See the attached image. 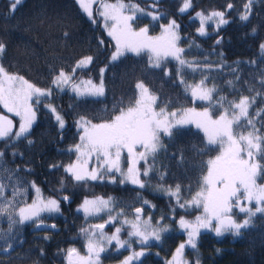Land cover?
I'll return each mask as SVG.
<instances>
[{"label":"trees","instance_id":"obj_1","mask_svg":"<svg viewBox=\"0 0 264 264\" xmlns=\"http://www.w3.org/2000/svg\"><path fill=\"white\" fill-rule=\"evenodd\" d=\"M11 2L0 0V42L6 45L0 55V64L37 87L51 88L52 94L41 98L40 105H34L36 121L29 133L15 138L13 132L10 137L0 138V152L3 153L0 183L6 186V199L0 201V206L12 201L17 210L30 203L35 196V189L31 187L35 182L42 196L52 195L60 200V212L41 216V221L57 226V230L44 231H35L33 222L14 225L10 230L7 213L0 214V250L8 249L0 252V264H66L67 249L70 246L81 248L84 234L81 229H89L95 222L87 220L76 206L84 197L97 196L110 200L109 208L99 213L102 218L131 216L137 207L152 220L164 217L162 223L169 230L161 235L158 243L150 246L158 254L146 253L133 264H165L163 259L184 235L177 230L173 217L176 220L182 215L189 216L195 210L191 206L180 209L168 189L174 190L180 185L181 199L187 201L199 189L207 161L218 148L209 146L198 129L175 127L171 137L162 134V147L155 156H150L147 164L144 161L139 164L141 179L145 182L143 189L119 182H77L63 168L75 157L72 147L79 140L75 122L81 117L100 122L118 114L114 109L127 107L137 95L135 84L143 81L150 94L157 97L156 108H164L167 112L188 107L208 108L216 117L224 110L218 103L221 97L231 112V104L247 96L248 116L240 120L239 127L234 126V131L239 134L258 129V134L264 137V51L259 47L264 43V0H251V15L247 21L239 19L247 0H191L192 8L184 14H178L181 0H159L155 10L162 15L160 20L151 21L140 15L134 22L138 26L144 24L149 33L154 34L160 24L175 18L180 25L178 31L186 64L181 66L175 60L165 59L158 69L150 67L145 53H127L110 61L111 38L99 21L92 22L75 0H22L15 10L10 8ZM132 2L152 10L146 0ZM229 2L234 5L231 10L226 8ZM214 11H224L229 23L217 27V18H213L208 21L206 35L200 36L196 31L199 22L191 16L196 12ZM86 56L93 58L91 63L77 68V62ZM101 66H105L104 96L78 97L69 91V86L80 78L97 76ZM61 69L71 75L72 80L59 90L51 81ZM165 71L169 74L165 75ZM201 80L205 81L206 88L216 89L212 101L191 96L190 87ZM47 104L63 117L64 128L59 127L53 113L45 107ZM261 148L264 149V143ZM255 159L264 168L261 155H255ZM146 168L151 170L144 177ZM258 182H264V175L259 176ZM14 188L18 192L13 199L11 191ZM64 196L69 200L64 201ZM241 217L243 214H234V218ZM108 253L112 255L111 251ZM185 254L200 264H264V214L251 217L248 228L242 229L238 236L217 237L201 232L197 248L187 249ZM117 255L111 256L112 259L118 258Z\"/></svg>","mask_w":264,"mask_h":264},{"label":"snow or ice","instance_id":"obj_2","mask_svg":"<svg viewBox=\"0 0 264 264\" xmlns=\"http://www.w3.org/2000/svg\"><path fill=\"white\" fill-rule=\"evenodd\" d=\"M77 2L89 17L93 15L90 4L94 3L95 0H89L88 3H85V0H77ZM21 3L22 0H12L10 8L15 10ZM146 3H150L152 10H146L132 0H129L128 3H125L124 0H117L116 3L100 5L103 11H100L99 15L106 22L111 21L110 24L106 23L105 25L108 29L107 35L115 41V51L111 60L116 61L126 51L137 55L142 51H147L150 53V67L160 68L161 61L168 57L174 58L181 66H184L186 61L182 58V53L185 49L178 44L181 39L178 31L180 25L175 18L169 19L166 24L161 25L162 35L159 37L148 35V27H141L138 31L133 29L132 22L138 18V13L149 17L151 21H158L162 18V15L155 10L159 0H146ZM250 5L251 0H247L243 4V11L239 15L240 20L247 21L249 19L251 15ZM190 8H192L191 0H182L178 6V14H184ZM226 8L228 10L233 9V3H227ZM195 17L200 20L196 30L200 36L206 35L205 24L213 18H217V27L229 23L225 19L224 11H214L208 15L203 12H196ZM254 31L255 29H253ZM216 43L219 44L220 41L217 40ZM100 44H103V40L100 41ZM259 47L261 51H264V43H261ZM5 48L6 45L0 42V55L4 53ZM92 59L91 56L81 59L76 67H84L91 63ZM103 72L104 69H101L99 84L89 80L87 81L88 87L84 91H81L79 84L73 86V91L78 95L104 96ZM168 74L165 71V75ZM71 80L72 76L61 69L51 83L62 88ZM204 83L205 81L201 80L199 84L191 86V96L201 101H212L213 92L216 89L203 87ZM135 90L137 95L133 96L127 107L114 109L118 114L110 115L108 119L97 123L85 117H81L77 121L81 132L80 143L74 146L75 161L64 166V172L77 182L97 181L98 179L103 181L114 172L121 173L123 177L120 180L121 184L127 181L143 189L145 182L141 179V171L137 167L140 161L147 164L148 158L155 156L162 147L161 134L171 137L174 127L194 123L196 128L205 134L209 146L219 145L222 150L214 159L207 161V174L202 178L200 191L196 192L190 201H182L180 185H176L174 190L168 189V194L176 198V204L180 209L192 205L203 210V214L196 216L194 221L186 220L183 216L176 221L173 217V222L178 223L179 228L186 232L187 240L180 243L175 249L173 258L168 264H177V258L183 256L186 247L197 248V237L201 234L202 229L213 231L217 237L225 234L240 235L241 230L250 225L251 217L257 213L264 214V185L257 183V178L264 175V168L255 159V155H261V158L264 159V149L261 148L264 137L258 134V129L249 131L246 135L234 131V126H240L241 117L248 116L249 97L244 96L238 102L232 103L231 112L228 107L224 106V98L221 97L218 103L224 110L217 118H213V114L209 112L208 108H204L200 112L195 111V109H188L173 125L172 119L177 116V113H168L164 108L157 111L155 109L157 97L150 94L149 88L143 81L135 84ZM51 92V88L45 90L37 87L24 79L23 76L11 74L0 64V105L8 113L20 118L19 129L14 133L15 138L24 137L30 132L37 115V109L34 105H40L42 103L41 98H46ZM45 107L50 108L59 127L64 128L65 120L57 113V110L49 105H45ZM248 123L251 124L252 121L248 120ZM12 135L13 120L9 119L7 115H0V138H7ZM28 142L32 143L31 140ZM138 149L143 150L138 151ZM125 153L127 157L126 173L121 169V160ZM2 155L3 153L0 152V156ZM93 159L95 160L94 165ZM90 165H93L91 170H89ZM150 170L146 168L142 175L147 177ZM115 181L116 177L111 176V182ZM5 187L3 183H0V201L6 199L4 196ZM31 187L35 189L36 193L41 192L35 182H32ZM17 192L18 189L16 188L11 191L13 199ZM63 200L68 201L69 197L64 196ZM243 201H247L248 204L254 201L255 210L253 211L250 207L243 205ZM144 203L147 204L148 202L145 201ZM108 207V200L99 197L95 199L85 198L78 211L82 210L85 216H93ZM9 208L13 209L12 212L8 211ZM234 210L238 211L234 212ZM142 211L141 207L135 208V222L131 223V231L128 232V236L139 238L141 245H146L149 237H154L155 240L159 241L161 233L167 232L169 228L161 225L160 221H157L156 225L153 226L150 222L151 218L141 225L140 214ZM58 212H60V200L55 198L44 199L41 196H37L31 203L19 207L18 211H16L12 201L0 206V214L7 213L10 230L14 225L22 226L26 222H36V227L39 229L42 226L40 220L42 214ZM239 213H246L248 218L242 222H237L233 216ZM16 216L18 219H15ZM163 219L164 217H161V220ZM114 220L115 217H110L105 223L92 225L91 229L82 228L81 231L86 233L88 238L86 245L88 255L81 256L77 249H68V264H97L100 253L105 251L103 246L105 239L108 244L114 240L119 248H124L126 244H129L128 240L122 241L120 239L121 227H115L113 235L106 237L103 230L106 224H112ZM124 223H128V221L125 220ZM51 227L55 228V225L53 224ZM44 238L48 239V237ZM11 247L9 245V249ZM41 254L43 253L41 252ZM143 255V251H136L133 255L126 257L122 264H131V261ZM183 264H188V262L184 261ZM195 264H199V261L197 260Z\"/></svg>","mask_w":264,"mask_h":264},{"label":"rangeland","instance_id":"obj_3","mask_svg":"<svg viewBox=\"0 0 264 264\" xmlns=\"http://www.w3.org/2000/svg\"><path fill=\"white\" fill-rule=\"evenodd\" d=\"M75 1L77 2V0H75ZM88 2H89V0H85V3H88ZM116 2H117V0H95L94 3H91V4H90V7H91V9H92V13H93V15H92L91 17H89V16L87 15V13L83 11V9L80 7V5H79L78 2H77V4H78V6L80 7V9H81V10L87 15V17H88L92 22L95 23V22H98V21H99L100 25L104 28V30H105V32H106V34H107L108 29H107V27H106L105 25H106V23H107V24H110L111 21H107V22H106V21L104 20V18L101 17V16L99 15V12H100V11H103V9L100 7V5L103 4V3H110V4H111V3H116ZM124 2H125V3H128V1H126V0H124ZM181 3H182V0H181ZM208 14H210V13H208ZM208 14H205V15H208ZM140 15H143V14H139V13L137 14V16H140ZM191 17L194 18V19H196V20H198V22H199V24H200V20H199L198 17H195V14H193ZM170 19H172V18H170ZM167 22H168V21H167ZM167 22H166V23H167ZM166 23H163V24H166ZM177 23H178V22H177ZM163 24H160L157 33L150 34L149 31H148V35L153 36V37H159V36H161V35H162V28H161V25H163ZM207 24H208V21H207L206 24H205L206 33H207ZM132 27H133L134 30L138 31L141 27H147V26H145L144 24L138 26V25L135 24V22H132ZM179 36H180V38H181V34H180V33H179ZM110 38H111V37H110ZM111 40H112V42H113V49H112V51H111V53H110V57H109V60H110V61H112V60H111V56H112L113 52L115 51V41H114L112 38H111ZM178 44H179L180 47L184 48V45H183V42H182L181 39L178 41ZM127 53L135 54V53H133V52H127V51L124 52V54H127ZM141 53H145V54L148 56V58H149V56H150V53H148L147 51H142ZM124 54H123V55H124ZM87 57H88V56L83 57L82 59H86ZM182 58L184 59L183 53H182ZM165 59H172V60H175L174 58H171V57H168V58H165ZM165 59H163V60H165ZM80 60H81V59H80ZM80 60H79V61H80ZM163 60H162V61H163ZM184 60H185V59H184ZM79 61H78V62H79ZM175 61H176V60H175ZM78 62H77V63H78ZM177 62H178V61H177ZM89 64H90V63H89ZM89 64H87V65L84 66V67H87ZM76 65H77V64H76ZM84 67H81V68H84ZM101 69H105V66H101V68H100L99 73H98L97 76H86V77H82V78H80L77 82L72 83V84L69 86V91H70L72 94H74L75 96H78V97H93V96H88V95H78L75 91H73V86L76 85V84H79V85H81V91H84V90L88 87V85H87V81H89V80H91V81H92L93 83H95V84H99L100 79H101ZM67 85H68V84H67ZM67 85H64L62 88H58L57 86H55V87H56V89L62 90V89H63L65 86H67ZM203 87H205V86H203ZM45 90H47V89H45ZM51 94H52V92H51ZM51 94H50L49 96H47V97H50ZM47 105H49L50 107H53L51 104H47ZM47 108H48V107H47ZM48 109L50 110V108H48ZM155 109H156L157 111H159V109H157L156 106H155ZM188 109H195V111H197V112H200V111H203V110H204V109H202V108L188 107V108L181 109V110H179V111H172V112L177 113V116L174 117V118L172 119V123H173V125L176 124V121L179 120V119H180V116H181L186 110H188ZM231 111H232V110H231ZM166 112H167V111H166ZM172 112H168V113H172ZM236 112L238 113V110H236ZM57 113H59V112L57 111ZM0 115H7V116L9 117V119H12V120H13V132L15 133L16 131H18V129H19V122H20V118H19V117L14 116V114H12V113H8L7 110L3 108L2 105H0ZM53 116L55 117L54 114H53ZM217 117H218V116L213 117V118H217ZM242 118H243V117H241V119H242ZM79 120H80V119L76 120V122H75V126H76V128L79 130V136H80V134H81V132H80V126L77 124V121H79ZM94 123H97V122H94ZM181 126H191V127L195 128V129H197L194 123H193V124H187V125H179V126H176V127H181ZM174 128H175V127H174ZM199 131L203 134V136H204V138H205V141L207 142V138H206L205 134L203 133V131H202V130H199ZM249 131H253V130H248V131H246V132H244V133H239V134H245V135H246ZM160 142H161V145H162V134H161V137H160ZM77 143H80V140H78ZM77 143H76V144H77ZM207 144H208V143H207ZM74 146H75V144H74ZM74 146L72 147L73 150H74ZM212 146H216L218 149H217L216 154H215L213 157H211L210 159H214L215 156H216V155H219L220 151L222 150V149L220 148L219 145H212ZM140 150H143V149H138V151H140ZM74 152H75V151H74ZM254 153H255V150H254ZM75 156H76V154H75ZM74 161H75V157H74V159H73L72 161L66 163L64 166H67L69 163H72V162H74ZM141 162H142V161H140V163H141ZM140 163H139V164H140ZM94 164H95V160L93 159V165H94ZM139 164L137 165V167L140 169V171H142L141 168L139 167ZM93 165H90V166H89V170H91V167H92ZM64 166H63V168H64ZM121 169H122L123 172L126 173V171H127V157H126V153L124 154V156L122 157V160H121ZM206 174H207V170H206V172H205L204 175H206ZM113 175L116 177V181H115V182H119V183H120V180H121L123 177H122L121 173H115V172L112 173V174H110V175H109L108 177H106L103 181H106V182H108V183H114V182H111V176H113ZM258 178H259V177H258ZM258 178H257V183H258V184H261V185H264V182H262V183L258 182ZM97 181H101V180L98 179ZM101 182H102V181H101ZM120 184H121V183H120ZM124 184L131 185V186H137V185H132L131 183H129V182H127V181H126ZM201 185H202V183H201ZM201 185H200L199 189H198L196 192L200 191ZM196 192H194V193L191 195V197H190L187 201H190V200L192 199V197L196 194ZM37 196H41V197H43L44 199H48V198H55V199H58L57 197L52 196V195H50V196H42L40 193H36V192H35L34 199L37 198ZM98 197H99V198H102V197H100V196H97V197H84V198L79 202V204H77L76 209L78 210V208L80 207V205L82 204V202H83V200H84L85 198H87V199H95V198H98ZM102 199H104V200H108L109 203H110L109 198H104V197H103ZM30 203H31V202H30ZM243 205H246L247 207H250L253 211L255 210V207H256L254 201H253L251 204H248L247 201H243ZM23 206H24V205H23ZM190 206L193 207V208H195V210H194V211L191 213V215H189V216H185V215H182V216H183L186 220L194 221L196 216H198V215H202V214H203V210H202V208H197V207L192 206V205H189L188 207H190ZM20 207H21V206H20ZM108 208H109V207H108ZM108 208H106V209H108ZM106 209L102 210L101 212L106 211ZM16 211H18V209H17ZM235 211H238V210H234V212H235ZM80 212L83 213L82 210H80ZM101 212H100V213H101ZM55 214L57 215V214H59V212H58V213H55ZM83 214H84V213H83ZM239 214H243V217H241L240 219L234 218V216H233V218H234L237 222H242L244 219L248 218L246 213H239ZM42 215H49V214H48V213H44V214H42ZM84 215H85V214H84ZM135 216H136L135 214H133V215H131V216L123 215V216H121V217H115V216H110V215H109V216H106L105 218H102L103 216H102L101 214H99V213H98L97 215H93V216H85V218H86L87 220H91V221H92V220H95V222L93 221V224H92V225L99 224V223H105L110 217H115V220L113 221V223H112V224H106V227H105V229L103 230L104 233H105V235H106V237H110V236L113 235V233H114V231H115V227H121V228H122V231H121V233H120V239H121L122 241H123V240H128V241H129V244H126L124 248H119V246L116 244V242H115L114 240L111 242V244H108V243H107V240L105 239V241L103 242V246H104V248H105V251L102 252V253H100L99 260H98L97 264H122V261H123L126 257H128V256H130V255H133V253L136 252V251H143L144 254L149 253V252L153 253L154 255H157V254H158V252H157L156 250H154V249H151L150 246H151V244L158 243L160 240L157 241V240L154 239V237H149V240H148L147 244H146V245H141V244L139 243V238H137V237H129V236H128V232L131 231V227H130V225H131L132 222H135ZM180 217H181V216H180ZM180 217H179V218H180ZM17 218H18V216H17ZM149 218H151V217L149 216V214H145V215L140 214V223H141V225H143V223H144L145 221H148ZM179 218H177L176 221H178ZM125 220H127L128 223H124ZM157 221H160L161 225L166 226L164 223H162V220H160V219H155V220H152V219H151L150 222H151V224H152L153 226H155ZM26 223H28V222H26ZM35 223H36V222H33V224H32V225H33V229H34V224H35ZM176 224H177V227H176L177 230L183 232L184 235H183L182 240L179 241V242H177V243L174 245V248L171 250L169 256L163 259V261H164L165 264H168V262L172 260V258H173V254L175 253V249L179 246V244H180V243H184V242H186V240H187V234H186V232H184L183 230H181V229L179 228L178 223H176ZM89 229H91V227H89ZM43 231H44V230H43ZM97 231H99V230H97ZM201 232H208V233H211V234L215 235V233H214L213 231H211V230H205V229H202ZM162 234H163V233H161V235H162ZM94 239H95V237H94ZM197 239H198V237H197ZM81 243H82V245H83L81 248H79V247H78V248H75V247H73V246H70L68 249L75 248V249H77L79 255H81V256H87V255H88V252H87V247H86V245H87V243H88V238H87V234H86V233L83 234V236H82V240H81ZM68 249H67V251H68ZM117 249H118V250H117ZM187 249H191V248H190V247H186V248H185L184 253H183V256L177 258V264H183L184 261H187L188 264H195V262L197 261V259H195V258H191L190 255H188V254L186 255V254H185V252H186ZM109 251H111V254H112V255H110V254L108 253ZM116 254H119V255H117L118 258H114V259H112L111 256L116 255ZM108 255H109V256H108ZM105 256L107 257V259L104 260L103 257H105ZM141 257H142V256H141ZM141 257L136 258V259H134L133 261H131V264H133L134 262H137L138 260H140ZM93 258L95 259V257H93ZM65 261H66V264H68L67 253H66V256H65ZM199 264H200V262H199Z\"/></svg>","mask_w":264,"mask_h":264},{"label":"water","instance_id":"obj_4","mask_svg":"<svg viewBox=\"0 0 264 264\" xmlns=\"http://www.w3.org/2000/svg\"><path fill=\"white\" fill-rule=\"evenodd\" d=\"M132 212H133V214H135V208L132 210ZM136 215V214H135ZM54 223H52V222H50V223H46V222H43L42 221V226L38 229L37 227H36V223L34 224V230L35 231H43V230H57V226L55 225V228H52L51 226L53 225ZM8 251V249H2V250H0V252H3V253H5V252H7Z\"/></svg>","mask_w":264,"mask_h":264}]
</instances>
